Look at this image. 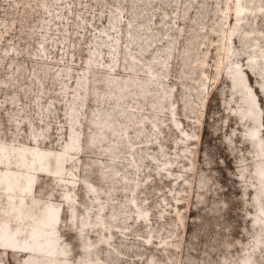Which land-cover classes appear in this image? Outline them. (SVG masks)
<instances>
[{
  "label": "rangeland",
  "instance_id": "rangeland-1",
  "mask_svg": "<svg viewBox=\"0 0 264 264\" xmlns=\"http://www.w3.org/2000/svg\"><path fill=\"white\" fill-rule=\"evenodd\" d=\"M235 1L0 0V264H264V0Z\"/></svg>",
  "mask_w": 264,
  "mask_h": 264
},
{
  "label": "bare ground",
  "instance_id": "bare-ground-1",
  "mask_svg": "<svg viewBox=\"0 0 264 264\" xmlns=\"http://www.w3.org/2000/svg\"><path fill=\"white\" fill-rule=\"evenodd\" d=\"M255 1V0H254ZM257 1V0H256ZM250 2V1H249ZM235 3H236V9H235V11H236V16H235V19H236V21L239 23V21H241L242 20V17H240V16H238L239 14H241L244 10H245V8L246 7H244V5H243V0H236L235 1ZM245 3H247V2H245ZM256 4V3H255ZM248 5V4H247ZM255 7H256V5H255ZM254 8V7H253ZM252 8V9H253ZM261 8H259V9H257V10H260ZM256 11V10H255ZM261 11V10H260ZM253 12V11H252ZM242 38V37H241ZM247 38V37H246ZM252 38V37H251ZM245 39V38H244ZM258 43V42H257ZM258 46V45H257ZM256 46V47H257ZM251 47H255V43L254 42H252V44H251ZM255 60V59H254ZM234 80H236V82L238 83V84H241L242 82H241V79H240V75H236L235 77H234ZM250 99V98H249ZM33 140H34V142H35V137H33ZM36 143V142H35ZM36 148V147H35ZM24 151V150H23ZM14 153H16V152H14ZM17 153H18V149H17ZM33 154L36 156V158H39L38 157V152L37 151H34L33 152ZM40 154V153H39ZM20 157L22 156V154H20L19 155ZM23 156H25V154L23 155ZM15 157H16V155H15ZM21 162H22V159H21ZM21 165V164H20ZM18 166V165H17ZM21 169V168H20ZM28 171V170H27ZM28 173V172H27ZM259 175H261V180L263 181V177H264V172H260L259 173ZM69 179V178H68ZM70 182V181H69ZM72 183V182H71ZM264 187V186H263ZM89 188V192H93L92 191V188L91 187H88ZM8 191H9V193L7 194V196H6V198L9 200V204H10V210H11V212L10 213H8V217H5V220H10V218L13 220V222H14V220L16 221V222H20L21 223V225H23L24 226V228L26 227V226H30V229L32 230L31 231V234H30V237L31 238H33V241H34V243H35V245H37L38 247H44L45 246V243H48V244H52V251L50 252L51 254L52 253H54L53 255H56L57 256V254L58 255H60L61 253L59 252H57V247H56V245L54 244V242H48V241H45V240H47V238H48V236H50V234L52 233V232H48L46 229H45V225H47L46 223H40L39 225L41 226L40 228L41 229H39V228H35V226H34V224L32 225V224H29V223H27V222H25L24 221V218H23V215H24V211H23V209L19 206V204H18V202L16 201V198L17 197H20L21 195H18V194H16V192H15V189L11 186V187H9L8 188ZM68 205V204H67ZM71 208V207H70ZM73 209V208H72ZM102 211V208H99V214H98V216H100V212ZM261 213V212H260ZM71 218H73V212L71 211ZM58 217V214L57 213H55V210L53 211V214L50 216V219L51 220H53V221H55V219ZM85 217V216H84ZM263 217H264V214H263ZM140 221H144V213H139L138 214V217H137ZM8 222V221H7ZM48 223V222H47ZM263 223H264V218H263ZM97 225H102V220H99V222H97L96 223ZM37 225V224H36ZM88 225V222H87V220H86V217H85V223L83 224V226H87ZM81 234V233H80ZM37 236V238L38 237H42V240L41 241H39V239H37V238H35ZM148 239H146V241H147ZM9 241V242H8ZM7 242V243H6ZM148 242V241H147ZM11 243H12V240H11V238H6L5 239V241H4V243H3V249L4 250H8V251H14V252H20L21 254H23V255H28L30 252L29 251H27L24 247H22L21 249H19V250H14V249H12L11 247ZM59 247V246H58ZM54 249V250H53ZM84 254H87L86 252H83ZM31 257V256H30ZM29 259V257L26 259L25 258V262L27 263V261H29L28 260ZM63 258H59L58 260H61V262L60 263H57V262H55V264H63L65 261H64V259L62 260ZM85 260H86V257H85ZM85 262V261H84ZM100 262H96V261H94V262H85V264H99Z\"/></svg>",
  "mask_w": 264,
  "mask_h": 264
}]
</instances>
